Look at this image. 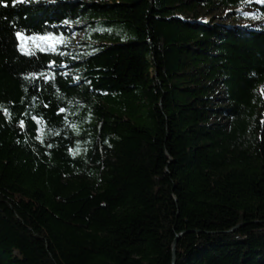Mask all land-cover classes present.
<instances>
[{
    "label": "trees",
    "instance_id": "1",
    "mask_svg": "<svg viewBox=\"0 0 264 264\" xmlns=\"http://www.w3.org/2000/svg\"><path fill=\"white\" fill-rule=\"evenodd\" d=\"M251 1L0 2V264H264Z\"/></svg>",
    "mask_w": 264,
    "mask_h": 264
},
{
    "label": "rangeland",
    "instance_id": "2",
    "mask_svg": "<svg viewBox=\"0 0 264 264\" xmlns=\"http://www.w3.org/2000/svg\"><path fill=\"white\" fill-rule=\"evenodd\" d=\"M86 1V0H77ZM264 0H254L246 2L238 8L219 9L209 17L202 18L199 22L206 23L208 21H214L217 24L230 27H251L258 29L264 26V16H260L254 7V4L261 5ZM72 28H80V24L71 25ZM82 38L81 32H76L73 35L75 42H79Z\"/></svg>",
    "mask_w": 264,
    "mask_h": 264
},
{
    "label": "snow or ice",
    "instance_id": "3",
    "mask_svg": "<svg viewBox=\"0 0 264 264\" xmlns=\"http://www.w3.org/2000/svg\"><path fill=\"white\" fill-rule=\"evenodd\" d=\"M0 2H3V0H0ZM14 2H16V0H14ZM16 35H17V38L21 40V51H25V52H29V50L24 47V40L25 39L28 41H31L35 47H37L41 50H44V48H45V45L43 43L44 41L54 40V38L51 37L50 35L49 36L33 35V36H30L27 38H25L23 36V34L19 33V32H17ZM49 46H51V45H49Z\"/></svg>",
    "mask_w": 264,
    "mask_h": 264
},
{
    "label": "water",
    "instance_id": "4",
    "mask_svg": "<svg viewBox=\"0 0 264 264\" xmlns=\"http://www.w3.org/2000/svg\"><path fill=\"white\" fill-rule=\"evenodd\" d=\"M177 239L175 240L173 247H172V264L175 263V259H176V247L175 246H176Z\"/></svg>",
    "mask_w": 264,
    "mask_h": 264
}]
</instances>
